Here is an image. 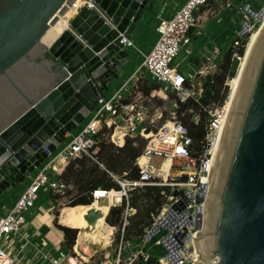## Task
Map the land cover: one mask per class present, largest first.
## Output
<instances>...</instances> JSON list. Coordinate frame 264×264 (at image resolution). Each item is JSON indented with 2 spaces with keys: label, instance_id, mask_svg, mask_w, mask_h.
I'll return each instance as SVG.
<instances>
[{
  "label": "water",
  "instance_id": "water-1",
  "mask_svg": "<svg viewBox=\"0 0 264 264\" xmlns=\"http://www.w3.org/2000/svg\"><path fill=\"white\" fill-rule=\"evenodd\" d=\"M73 1L0 0V194L28 177L47 156L44 149L53 152L93 111L128 62L124 40H131L152 3L92 0L94 7H82L50 45L43 44ZM237 14L243 18V11ZM205 213L202 253L217 257L215 264H264V25L244 57L232 111L225 113ZM84 218L94 226L99 212L89 210Z\"/></svg>",
  "mask_w": 264,
  "mask_h": 264
},
{
  "label": "built area",
  "instance_id": "built-area-1",
  "mask_svg": "<svg viewBox=\"0 0 264 264\" xmlns=\"http://www.w3.org/2000/svg\"><path fill=\"white\" fill-rule=\"evenodd\" d=\"M208 1L185 0L182 5H178L174 1L171 2L170 5L176 9L174 12H167L169 15L162 14L163 12L158 15L155 32L159 36L148 52H141L135 48L131 40H124L127 48H135L142 56L138 67L131 71L120 85L111 90L108 97L105 94L103 98L98 99L93 111L80 123L78 129L73 133L70 132L69 138L67 137L58 146L59 151L54 156V151L50 152L47 148L44 149L47 156L35 168L29 183L14 202L0 214V264H11L3 243L11 242V237L18 234L25 225L26 215L31 212L38 199V191L42 188L49 191V195L64 198L66 190L70 188V185L65 183L60 178V174L53 169V164L57 159L68 162L86 157L97 162L95 155L98 151L100 138L107 136L114 145L121 146L117 143L118 136L114 137L116 128L123 140L126 137L132 138L137 135L146 140L141 154L135 158L133 163L138 168V178H125V173L122 175L109 173L118 184V189L115 190L119 193V203L111 207L122 208L119 216L121 226L118 233V255L123 250V242L127 241L124 239V227L127 225L130 215L136 211L133 206L129 205L133 192L146 185H165L167 178L162 176L161 165L165 159H169V169L175 170L173 175L179 181L172 183L173 188L169 190L168 194L161 192L164 201L158 213L152 215L150 226L144 229L140 237L149 241L155 234L149 237L153 227L158 228L157 232L164 230V234L155 241L157 244H162L165 250L164 256L158 258L159 264H162L163 261L165 264H193L194 251L188 244L194 239L195 233L199 230L198 225L201 223L207 179L213 159L212 149L224 124L229 92L222 104L206 107L207 116L202 145L198 151L192 152L188 130L177 119L175 108L178 103H183L189 98L198 101L202 94L203 83H197L193 76H185L174 64V61L182 47L190 42L189 33L197 20L195 12L206 5ZM76 2L77 0H74L68 7L75 9V15L82 7H94L92 0H81L78 4ZM167 4H169L168 1L165 5ZM262 8L264 5L260 10ZM247 10L244 7L241 8L243 13ZM259 20H261L260 17L254 14L252 22L242 21L241 25L244 23V30L240 28V31H237V36L231 45L232 49H237L245 32L253 28L256 24L255 21ZM232 56L238 62L242 57L236 51H233ZM142 69L149 76L148 82L156 86V94L161 93L173 98L174 110L170 117L156 129L149 128L147 125V123L153 122L152 119L147 122L148 115L144 114L147 109L138 105L136 99L131 97L135 93L136 82L139 79L146 80L145 74L137 76ZM131 81L134 83L133 93L123 96L122 92L127 90ZM192 118L197 122L198 115L193 114ZM142 154L146 159L140 164L139 160ZM99 165L102 167L100 163ZM51 174H54V177ZM159 177L163 178V182L157 181ZM195 192L196 195H194ZM95 193L96 189L90 192L91 201L94 199ZM162 219L164 226L159 228L157 222ZM40 254L48 264H90L89 258L85 259L77 250V239L68 250L59 248L55 253L41 252ZM139 254L140 251L131 252L126 264H132L136 259H140ZM146 259V257H142L139 261L145 262ZM213 261L217 263L218 258L213 257Z\"/></svg>",
  "mask_w": 264,
  "mask_h": 264
},
{
  "label": "trees",
  "instance_id": "trees-1",
  "mask_svg": "<svg viewBox=\"0 0 264 264\" xmlns=\"http://www.w3.org/2000/svg\"><path fill=\"white\" fill-rule=\"evenodd\" d=\"M246 41L247 35L240 40L237 49H232L231 47L225 52L216 72L206 75L203 78V90L198 101L189 98L183 103H178L176 108L177 113L182 112V110H187L188 112L187 120L184 122L177 119L188 130V134L191 138L192 152L198 151L202 145V140L205 135L206 107H215L222 104L226 99L228 90L224 82L226 78L229 79L235 75V66L237 64V60L232 56L233 51H236L238 55L242 56ZM153 89H156V86H144L139 90L143 95L147 96L151 93L150 90ZM161 102V99L156 100L158 105H160ZM193 114L198 115L197 122L193 120ZM119 134L120 133H117L115 130V137L118 136L119 138L117 143L121 145L119 147L107 142L106 138L99 139L98 151L95 155L98 163L86 157L69 160L60 175V178L65 183L72 186L66 190V194L70 195L73 190L75 191V198L71 201L72 203L69 204V206H80L78 217L72 221L71 225H68L69 227L65 226L67 224H64V226L58 225L65 233V245L69 248L75 240V235H69V232L74 233L75 229L79 230L87 225L84 215L89 210L98 211L99 215L105 214V217L107 216L106 222L110 225H116L119 228L121 226L119 220L122 211L121 207H111L110 210L107 207H96L90 199V192L92 190H97L98 188L102 190L118 189V184L112 179L109 173L115 175H122L125 173V178H138V168L133 163L135 158L141 154L146 140L129 137L123 140V138H120ZM99 163L102 167L99 166ZM62 166L59 168V171L62 169ZM163 173L165 172L163 171ZM181 179H183V177H181ZM162 191L168 194L169 187L146 185L133 192L129 205L133 206L136 211L132 218H140L138 221L139 223H133L135 238H139L143 234L144 229L148 228L152 222V215L158 213L164 201L163 194L161 193ZM140 192L142 193L139 194ZM140 199H143L144 206H146L142 215H140V204L137 202ZM58 222L60 223V221ZM130 230L131 228L129 225L124 227L125 240H129V238H127V233ZM116 241H118V236Z\"/></svg>",
  "mask_w": 264,
  "mask_h": 264
},
{
  "label": "crops",
  "instance_id": "crops-1",
  "mask_svg": "<svg viewBox=\"0 0 264 264\" xmlns=\"http://www.w3.org/2000/svg\"><path fill=\"white\" fill-rule=\"evenodd\" d=\"M151 1L150 6L146 7L143 11L139 25L131 37L135 48L141 52L149 49L146 45L147 42L143 41V37H149L148 40L153 39L158 15L161 12H163L162 14L172 12L174 8L170 5L171 2L173 3L174 1L179 5L180 2H184L185 0ZM167 1L169 4L165 5ZM213 2L216 4L219 1L212 0L210 4L212 5ZM206 6L204 5L195 12L199 26H194L190 30L189 44L182 47L179 58L174 61L175 65L183 73H187V77H195L197 83H202L206 75L213 74L217 71L222 54L226 48L225 41L220 38L223 35L218 37L215 33L218 29H225L223 18L220 16L222 11L208 17ZM135 48H128V62L118 69V77L108 84V89L105 91V94L116 88L123 77L128 76L131 71L138 67L140 54H138ZM73 132L74 130L71 131V133ZM69 136L70 133H67L65 140ZM66 164L67 162H64L62 169L56 173L61 175ZM34 172L35 169L21 183L11 184L0 194V214L14 202L29 183ZM51 176L54 177V174H51ZM58 202V196L43 194L37 199L31 212L26 215V223L20 229L19 233L11 237V242L3 243L8 258L11 260V264H48L41 257V252L55 253L59 248L67 247L69 249L65 245V233L58 226H64V224L58 222L57 217L59 215L54 212ZM77 237L78 235L75 236V239Z\"/></svg>",
  "mask_w": 264,
  "mask_h": 264
},
{
  "label": "rangeland",
  "instance_id": "rangeland-1",
  "mask_svg": "<svg viewBox=\"0 0 264 264\" xmlns=\"http://www.w3.org/2000/svg\"><path fill=\"white\" fill-rule=\"evenodd\" d=\"M218 1L219 2H217L216 4L213 2V4L211 5L210 3L212 2V0L211 1L209 0L206 4L207 5L206 10H208V17L210 15H216L222 11V14L220 16L223 18L225 29L224 28L218 29V30H216L215 33L217 34L218 37L223 35L222 37H220L222 40L225 41V45H226V48L222 54V57H223L225 52L229 48H231L232 42H233L234 38L237 36V31H240L242 21L243 20H247L249 22L253 21V16L250 13H248V12L243 13L244 14L243 18H239L237 13L242 12L241 8L245 7V6L248 7V10L250 12L258 13L259 10L261 9V7L264 5V0H218ZM182 4H183V2H180V5H182ZM175 9H176V7H174L172 12H174ZM196 21L197 22H196L195 26H199L198 20H196ZM255 22H256L255 26L253 28H251L249 31H246L245 34L243 35V37L247 35V40L249 38L250 33L253 30H255L257 27H259L261 24V20L255 21ZM153 36H154L153 39H149V40H148L149 37H146V36L143 37V39H144L143 41L147 42L146 45L148 46V48H150L152 46V44H154V42L157 40L159 34L155 32V35H153ZM246 43H247V41H246ZM148 50L144 51V52H148ZM179 55L175 59H178ZM139 56L141 59L142 56L141 55H139ZM174 64H175V62H174ZM237 64H238V61H237ZM237 64L235 66V71H236ZM141 74H145L144 77L147 81L144 79H139L136 82V85L134 87L135 93L131 97H133V99H136V103L138 105H141L142 107L147 109L146 113H144V114L148 115L147 122L150 121L151 119L153 120V122L147 123V125L149 126V128L151 127L153 129H156L170 117L171 112L174 110V107L172 106L173 98L169 95L164 96L161 93L156 94V92H155L156 89L150 90L151 93L147 96L143 95L141 93V91L139 90V89H141V87H144V86L155 87V85L150 84L148 82L149 76L147 75L146 72H144L143 69L138 73L137 76L139 77ZM184 74H185V76L187 75V73H185V72H184ZM126 77L127 76L123 77L118 85H120L122 83V81H124L126 79ZM189 77H191V76H189ZM227 81H228V78H226L224 85H226ZM133 85H134L133 81L129 82L127 90L125 92L123 91L122 95L127 96L128 94L133 93ZM228 86L229 85L227 84L226 87H227V90L229 91ZM109 94H110V92L106 93V97H108ZM157 99H161L162 102L160 103V105H158L156 103ZM175 110H176V108H175ZM187 114H188L187 110H182V112H180V113L176 112V117L179 120H181L182 122H184L185 120H187ZM119 124H121V123L119 122ZM103 137L106 138L107 142L112 143L109 140V137H107V136H103ZM132 138L144 139V137H142L140 135H137V136L132 137ZM114 146H116V145H114ZM58 151H59V148L57 147L53 152V156ZM174 172H175L174 169H170L169 175L162 174L163 177L166 176V178H167L166 184L165 185H158V186H167V187H169V190L171 188H173L172 183L179 181L176 179L177 177H175V175H173ZM162 179H163L162 177H159L157 179V181L163 182ZM71 187L72 186L70 185V188ZM141 193L142 192H140L139 194H141ZM43 194L49 195V191H45L44 189L41 188L38 191V198H40ZM58 198H59V202L55 206V209H54L55 214L59 215L57 217V220L60 221V223L71 225L72 221L78 217V212L80 209V206H71V207L69 206V204L72 203L71 201L75 198V191L73 190L70 195L66 194L64 198H61V197H58ZM137 202L140 204L139 205L140 215H142L144 208L146 206H144L143 199H140ZM110 207H111V205L107 206V208L109 210H110ZM132 216L133 215H130L128 222H127V225H129L131 228V230L127 233V238H129V240H127L126 242L125 241L123 242V244H122L123 250L121 251L120 255H118V252H119L118 241H116L118 233H119V227L116 225L113 226V225H110L109 223H107L106 222L107 216L105 217L106 224L111 226L113 228V230L107 239V241H108L107 244H105L104 247H101L100 243L90 247L91 253H90V256L87 257V258H89L90 264H126V262L129 261V257H128L129 254L133 251L134 252L140 251V254L138 256L140 259H142V257H146L147 259L151 258L154 260H158V258L164 256L165 250H164V247L162 246V244L155 243V241L157 239H159L164 234V230H160L157 233H155L150 238L149 241L143 240V237L135 238L134 237L133 223H136V222L139 223L138 221L140 220V218L139 217L138 218H132ZM74 231H75L74 233L69 232V235L73 234V235L77 236L79 234V230L75 229ZM124 239H125V237H124ZM65 250H68V248L66 247ZM140 259H136L135 261H133L132 264H144V262L139 261Z\"/></svg>",
  "mask_w": 264,
  "mask_h": 264
},
{
  "label": "bare ground",
  "instance_id": "bare-ground-1",
  "mask_svg": "<svg viewBox=\"0 0 264 264\" xmlns=\"http://www.w3.org/2000/svg\"><path fill=\"white\" fill-rule=\"evenodd\" d=\"M81 2V0H77V4ZM263 9V8H262ZM261 11V10H260ZM260 11L258 13H254L256 16H259ZM75 15V9L73 7H70L67 9L64 15L59 16L55 23H53L45 34L41 38V42L45 45H50L57 37L58 35L68 26V23L70 19ZM254 16V15H253ZM264 25V17L261 19V24L259 27H257L255 30H253L249 38L247 40V43L245 45V49L243 52L242 57L240 58L237 67H236V73L232 78H229L227 81V84L229 85V96L227 97L226 101V108L227 112L232 111V104H233V92H239V75L242 73L243 69V63H244V57L247 55L248 49H253L254 44H255V39L257 37V34L261 31L262 26ZM225 130V120L224 124L222 126V130L220 132L219 138H217L214 147H213V159H212V165L211 169L209 172V176L207 179V185H206V194L205 198L203 201V209L201 212V223L199 230L195 233L194 239H192L189 242V247H192V250L194 251V259L193 264H214L215 262L213 261V258L211 256H208L204 253L201 252V247L204 245V232L206 231V207L208 205V195L210 192L211 188V183H212V178L214 175V171L216 168V164L218 161V157L220 154V146H221V137H222V132ZM117 133H120L118 131V128H116ZM120 138H122L121 134ZM115 137V133H114ZM145 155L142 154L140 157L139 163L142 164L145 161ZM169 159H165L161 165V171L162 174H170V169H169ZM64 164L63 160L57 159V161L53 164V169L55 171H59V168ZM163 171L165 173H163ZM196 195V192L195 194ZM104 198L107 200L106 204H99V199ZM179 201V200H178ZM177 201V203H178ZM94 206H102V207H107V206H113L119 203V193L116 192V190H102V189H97L96 193L94 194V199L91 201ZM89 205V204H88ZM71 207V206H70ZM163 218V217H162ZM158 220V227L162 228L164 224ZM68 226V225H66ZM69 227V226H68ZM113 228L109 225L106 224L105 222V214L99 215V218L96 220V223L94 226H91L87 223V225L83 226L81 229H79V234L77 237V250L80 252V254L86 259L88 256H90L91 250L90 247L94 246L98 243L101 244V247H104L105 244H107V239L112 233ZM88 259V258H87ZM162 264H165L163 261Z\"/></svg>",
  "mask_w": 264,
  "mask_h": 264
}]
</instances>
